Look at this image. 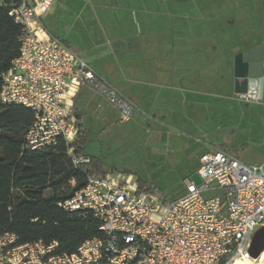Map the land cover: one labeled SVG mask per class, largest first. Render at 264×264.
Wrapping results in <instances>:
<instances>
[{
  "label": "built area",
  "instance_id": "obj_1",
  "mask_svg": "<svg viewBox=\"0 0 264 264\" xmlns=\"http://www.w3.org/2000/svg\"><path fill=\"white\" fill-rule=\"evenodd\" d=\"M54 0H22L9 15L21 27L19 57L2 74V105L33 111L35 122L25 148L42 150L60 139L75 166L90 157L75 155L80 136L76 109L69 98L88 88L118 113L119 122L134 118L135 104L79 55L43 28L42 18ZM264 71V64L262 65ZM242 103L261 104L257 86L237 95ZM199 183L184 181L185 193L167 200L154 185L140 188L133 175L90 176L86 185L59 206L90 214L99 237L74 253H59L57 242L20 244L0 228V264H263L250 247L264 227V164L246 165L233 155L214 151L200 157ZM76 180L69 181L74 188Z\"/></svg>",
  "mask_w": 264,
  "mask_h": 264
},
{
  "label": "crops",
  "instance_id": "obj_2",
  "mask_svg": "<svg viewBox=\"0 0 264 264\" xmlns=\"http://www.w3.org/2000/svg\"><path fill=\"white\" fill-rule=\"evenodd\" d=\"M41 22L135 104L133 121L155 130L195 127L206 107L233 109L239 52L261 45L264 64V0H54ZM69 101L80 137L86 121L118 118L88 88ZM214 151L231 154L205 153Z\"/></svg>",
  "mask_w": 264,
  "mask_h": 264
},
{
  "label": "trees",
  "instance_id": "obj_3",
  "mask_svg": "<svg viewBox=\"0 0 264 264\" xmlns=\"http://www.w3.org/2000/svg\"><path fill=\"white\" fill-rule=\"evenodd\" d=\"M22 0H0V93L2 74L20 55L21 27L9 15ZM35 122L33 111L0 103V228L19 238L20 244L57 242L59 253H74L87 240L99 237L98 221L90 214L63 210L59 204L86 185L90 176L105 177L96 158L75 166L68 147L57 145L28 150L25 139ZM86 133L75 143V155H84ZM85 156V155H84ZM75 179L77 185L68 183ZM140 188L146 184L140 181Z\"/></svg>",
  "mask_w": 264,
  "mask_h": 264
},
{
  "label": "rangeland",
  "instance_id": "obj_4",
  "mask_svg": "<svg viewBox=\"0 0 264 264\" xmlns=\"http://www.w3.org/2000/svg\"><path fill=\"white\" fill-rule=\"evenodd\" d=\"M231 106L227 112L204 108L195 127L155 130L133 120L121 124L115 113L110 124L86 121L85 152L104 172L133 175L157 187L167 200H176L185 193L186 179L200 182L196 170L210 146L225 148L246 165L264 164V102Z\"/></svg>",
  "mask_w": 264,
  "mask_h": 264
},
{
  "label": "water",
  "instance_id": "obj_5",
  "mask_svg": "<svg viewBox=\"0 0 264 264\" xmlns=\"http://www.w3.org/2000/svg\"><path fill=\"white\" fill-rule=\"evenodd\" d=\"M263 48L261 45L239 52L235 56V92L246 93L249 88L257 86L259 97L264 99ZM253 259L261 257L264 264V227L254 235L250 247Z\"/></svg>",
  "mask_w": 264,
  "mask_h": 264
},
{
  "label": "bare ground",
  "instance_id": "obj_6",
  "mask_svg": "<svg viewBox=\"0 0 264 264\" xmlns=\"http://www.w3.org/2000/svg\"><path fill=\"white\" fill-rule=\"evenodd\" d=\"M263 255V254H262ZM234 264H248V263H246V262H242V261H237L236 263H234Z\"/></svg>",
  "mask_w": 264,
  "mask_h": 264
}]
</instances>
